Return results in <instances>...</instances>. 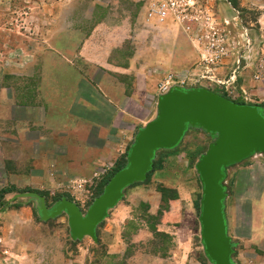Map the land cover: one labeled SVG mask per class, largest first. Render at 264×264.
Returning <instances> with one entry per match:
<instances>
[{"label":"rangeland","instance_id":"obj_1","mask_svg":"<svg viewBox=\"0 0 264 264\" xmlns=\"http://www.w3.org/2000/svg\"><path fill=\"white\" fill-rule=\"evenodd\" d=\"M152 1L0 0V195L12 190L0 201V264H134V256L145 251L129 249L130 236L149 213L141 200L144 190L147 187V191L164 195L150 179L127 187L97 226L95 241L90 237L72 239L65 214L44 219L40 201L23 195L41 196L49 210L65 198L84 215L111 171L103 162L90 174L78 172L73 164L67 165L65 174L56 173L52 167L58 154L55 147L63 139L52 131L60 122L59 112L52 109L59 102L53 103L54 89L62 87L83 99L107 76H130L131 70V77L119 79L124 96L134 105L129 107L134 117L151 121L166 88L207 86L225 96L220 87L230 71L235 70L237 82L238 74L259 72L264 38L258 20L264 0H190L195 9L187 18H172L166 24L149 15ZM195 16H200L198 23L193 21ZM205 17L219 33L218 43L229 45L230 51L220 67L214 68L211 81L202 80L205 68L196 51L198 38L204 45L209 41L205 37L210 29L199 24ZM246 35L249 49L244 48ZM191 52L196 54L185 67L163 65L166 60L178 65ZM246 97L247 104L254 102ZM136 99L139 106L133 101ZM132 128L134 140L142 125ZM211 142L201 129L189 128L177 147L171 152L157 151L154 160L161 163L164 153H178L180 161L187 158L193 165ZM18 203L20 207H16ZM224 205L226 212L229 199ZM118 211L125 215L120 224L128 248L109 249L100 235L106 224L109 232L120 228L114 222Z\"/></svg>","mask_w":264,"mask_h":264},{"label":"crops","instance_id":"obj_2","mask_svg":"<svg viewBox=\"0 0 264 264\" xmlns=\"http://www.w3.org/2000/svg\"><path fill=\"white\" fill-rule=\"evenodd\" d=\"M258 25L260 37L264 38V12L260 14ZM260 50V70L257 71L261 75L250 71L238 74L237 87L254 99L252 104H244L257 105L264 114V40ZM192 52L178 65H173V60H166L163 65L185 67L196 54ZM129 73L130 76L120 73H116L115 78L107 76L99 83L98 89L83 99L62 87L54 89L53 103L59 102L52 109L59 112L60 122L52 131L63 139L55 147L58 154L52 167L57 169L56 173L65 174L69 170L67 165L73 164L78 172L90 174L98 163L105 162L107 167H113L124 157L133 142L132 127L140 124L144 127L149 122L145 116H133L129 107L134 105L124 96L125 87L119 79L131 77L133 71ZM253 76L258 78L256 82ZM133 101L139 106L137 99ZM163 155L161 169L154 171L150 180L153 186L164 190V195L147 191V187L144 190L141 200L148 205L149 213L130 236L129 249L145 251L134 256L132 263L211 264L204 257L196 209L197 199L200 202L201 197V185L195 170L197 162L191 165L187 158L180 161L181 154L178 153ZM223 184L230 203L224 212L227 233L236 244L232 260L236 264H264V157L255 154L226 168ZM120 212L125 211L121 209ZM120 212L114 216L118 226L126 220ZM107 228L106 224L100 239L109 249L128 248L122 235L123 225L111 232Z\"/></svg>","mask_w":264,"mask_h":264},{"label":"water","instance_id":"obj_3","mask_svg":"<svg viewBox=\"0 0 264 264\" xmlns=\"http://www.w3.org/2000/svg\"><path fill=\"white\" fill-rule=\"evenodd\" d=\"M189 128L201 129L212 138L195 164L201 185L198 221L204 255L211 264H236L232 260L236 244L227 233L224 213L225 169L255 154L264 155V114L259 106L237 104L207 89L174 87L158 98L156 118L138 130L125 167L110 178L84 215L65 198L49 210L41 196H23L40 201L44 219L65 214L72 239L90 237L95 241L97 226L122 199L123 191L145 182L155 153L177 147Z\"/></svg>","mask_w":264,"mask_h":264},{"label":"built area","instance_id":"obj_4","mask_svg":"<svg viewBox=\"0 0 264 264\" xmlns=\"http://www.w3.org/2000/svg\"><path fill=\"white\" fill-rule=\"evenodd\" d=\"M191 3L192 2L190 0H153L149 7V15L151 17H155L160 22H163L168 17L175 20H184L188 16L187 13L192 9H195ZM199 17L200 16L193 17V21L198 23ZM186 22L188 21H184L183 23ZM200 23H204L203 26H205L208 30L210 29L208 32L210 35L209 37H205L209 40L205 45L203 44V40L201 38L196 40V48L199 55L198 62L205 68V74L202 77V80L211 81L215 78V75L213 74V70H215L214 68L220 67L221 60L230 54L228 49L229 45L222 46L218 43L220 39L219 33L215 32L213 24H211V20H209L208 17L202 19L200 18L199 24ZM244 39V48L249 49L250 40L247 35L244 36ZM228 76L229 77L226 80L224 79L225 81L221 85V87L224 88L226 98L233 102L248 103L249 100L246 97L245 91L237 88V77L235 75V70L230 71ZM174 86L182 89L181 86ZM174 86L166 88L162 95L168 93V91L174 88ZM201 89L210 90L207 86H203ZM108 168H112V165Z\"/></svg>","mask_w":264,"mask_h":264},{"label":"trees","instance_id":"obj_5","mask_svg":"<svg viewBox=\"0 0 264 264\" xmlns=\"http://www.w3.org/2000/svg\"><path fill=\"white\" fill-rule=\"evenodd\" d=\"M223 97H226V96H223ZM237 104H244L243 102H235ZM254 106H257V105H254ZM129 148L127 149V152H128ZM127 152L126 154L124 155V157L121 159V161L115 163L113 165V167L111 168V171H110V175L107 177V179L101 184V189H100V192H99V195L103 192V189L104 187L106 186V184L108 183V181L110 180V178L119 170H121L122 168L125 167L126 165V157H127ZM161 169V165L160 163L156 162L155 160H153V165H152V171L148 174L147 176V179L146 181H148L150 179V176L151 174L156 171V170H160ZM137 184V183H136ZM26 191V190H25ZM164 192V190H162ZM12 190H5L1 193L0 195V201L3 200L4 198V195L8 194V193H11ZM4 206L5 205V202L4 203H1V206ZM21 204L18 203L16 204V207H20ZM196 209L197 211H199V202H198V199H197V202H196Z\"/></svg>","mask_w":264,"mask_h":264},{"label":"bare ground","instance_id":"obj_6","mask_svg":"<svg viewBox=\"0 0 264 264\" xmlns=\"http://www.w3.org/2000/svg\"><path fill=\"white\" fill-rule=\"evenodd\" d=\"M168 21H172L171 18H169V17L166 18L164 23L166 24ZM193 44H194V43H193ZM196 51H197V48H196ZM246 105H247V104H246Z\"/></svg>","mask_w":264,"mask_h":264}]
</instances>
